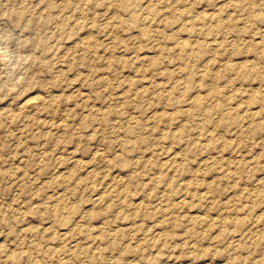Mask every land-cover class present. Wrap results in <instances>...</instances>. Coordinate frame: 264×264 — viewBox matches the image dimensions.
I'll list each match as a JSON object with an SVG mask.
<instances>
[{
    "label": "rangeland",
    "instance_id": "rangeland-1",
    "mask_svg": "<svg viewBox=\"0 0 264 264\" xmlns=\"http://www.w3.org/2000/svg\"><path fill=\"white\" fill-rule=\"evenodd\" d=\"M0 264H264V0H0Z\"/></svg>",
    "mask_w": 264,
    "mask_h": 264
}]
</instances>
